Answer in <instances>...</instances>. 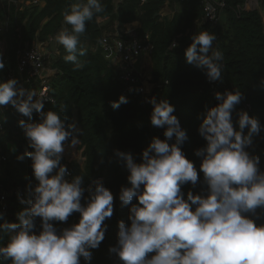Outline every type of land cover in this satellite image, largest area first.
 <instances>
[{"label": "clouds", "instance_id": "9594fccd", "mask_svg": "<svg viewBox=\"0 0 264 264\" xmlns=\"http://www.w3.org/2000/svg\"><path fill=\"white\" fill-rule=\"evenodd\" d=\"M102 11L101 0H82L64 13L70 29L63 28L55 40L67 52L65 61L73 62L77 69L83 67L78 55L86 54L78 47L79 36L85 32L86 21ZM190 39L184 50L186 62L200 69L209 82L222 81L223 54L213 48L215 34L205 30L192 34ZM177 47V42L171 41L170 48ZM50 54L53 59L54 54ZM108 61L119 69V64L113 65L118 60ZM4 69L0 55V71ZM148 71L153 90L151 58ZM152 90L153 97L148 99L152 106L150 123L164 129V139L153 136L142 150L140 162L131 152L113 150L128 172L130 186L122 185L118 198L122 207L131 205V223L126 226L123 220L118 222L117 245L109 251L121 264H264V223H257L264 214V171L260 170V157L246 150L264 125L247 111H239L242 106L236 111L235 126L233 112L243 94L215 92L218 103L205 107L198 128L206 145L195 151L196 157H202L199 172L206 187L196 194L187 191L185 198L182 186L190 183L195 188L198 183L197 167L182 149L188 136L173 114L174 106L166 99L158 101ZM45 100L54 103L46 91L37 94L20 86L15 78L0 80V108L11 105L28 118L17 122L27 148L16 159L30 158L36 181L26 185L24 197L17 191L19 203L27 205L15 213L17 222L0 224V240L7 237L6 245L0 244V261L81 264L83 258L85 264H90V250L98 249L105 239L108 225L104 222L113 216L114 196L102 179L93 180L86 188L82 186L84 176L70 179L67 165L61 161L65 145L74 147L79 143L80 130L76 123L66 124L65 115L44 111ZM127 103L128 99L120 95L118 100L110 101V106L118 109ZM34 111L37 121L33 120ZM10 151L16 152L15 145ZM134 197L137 203H132ZM73 213L80 214L78 223L59 230L54 226V222H67ZM36 218H40L39 231ZM3 219L4 213L0 212Z\"/></svg>", "mask_w": 264, "mask_h": 264}, {"label": "trees", "instance_id": "16d2710c", "mask_svg": "<svg viewBox=\"0 0 264 264\" xmlns=\"http://www.w3.org/2000/svg\"><path fill=\"white\" fill-rule=\"evenodd\" d=\"M12 1L20 0H0V18L9 10L8 29L0 35V45L4 48L0 55L5 62L0 80L6 81L8 71L15 69L18 50L35 41L48 44L47 50L54 54L49 61L60 74L50 82L49 95L54 103H47L43 110L55 111L62 117L65 115L66 124L76 123L80 130L76 151L81 164L76 160L68 162L65 158L61 163L67 165L70 179L76 175L84 176L82 186L85 188L93 180L102 179L114 196L113 216L104 222L108 225L105 239L98 249L90 250V264H121L109 248L117 245L118 222L123 220L126 226H130L128 214L131 205L122 207L118 198L120 187L130 185L126 179L127 169L123 162H118L113 150L131 152L133 159L140 162V154L153 136L164 139V129L151 125L152 106L148 102L143 103L141 97L133 93L125 96L127 104H121L118 109L110 106V101L123 95L125 85L119 80V69L104 58L100 39L104 35H114L115 28L120 29L134 22L138 23V38L149 34L153 44L150 55L151 84L155 86L153 95L158 101L166 99L174 106L173 114L188 136L182 149L198 170L197 186L192 188L190 183L182 186L186 198L187 191L192 190L196 194L206 187L203 173L199 172L202 157L195 156V151L206 145L198 128L205 107H213L218 101L211 93L203 72L186 62L184 50L190 45L192 34L205 30L214 33L216 40L213 48L223 54V79L217 89L225 88L243 94L233 112L234 124L238 120L236 111L248 105V114L264 125V23L259 13V10H264V0H257L256 10H243L246 0H215L224 3L215 25L202 22L203 0H145L142 5L141 0H101L103 11L86 21L85 32L79 36L78 47L86 50L85 55H78V62L83 65L79 69L73 62L65 61L67 52L55 37L63 28L70 29L64 22V13L81 0H38L41 5L25 6L21 10L13 4L7 5ZM164 9L168 11L166 16L162 15ZM118 39H125V36L120 35ZM173 40L178 44L175 49L170 48ZM20 119L27 121L28 118L11 105L0 108V124L3 126L0 132V197L4 196L6 208L3 211L0 203V212L4 213L0 224L17 222L15 213L27 207L19 203L17 191L24 197L29 181L36 183L30 158L25 157L23 161L16 159L27 148L23 130L17 124ZM33 120H38L35 111ZM11 145H15V153L10 151ZM27 150L31 151L30 148ZM246 150L260 157V170L264 171V128L253 137V144ZM84 196H88L87 191ZM81 202L85 203L84 199ZM132 203H137L135 197ZM256 211L260 213L261 209ZM79 218V213H73L67 222H54V226L58 230L70 227L78 223ZM257 223H264V214ZM36 224L39 231L40 218H36ZM6 242V236L0 240V244L6 245ZM0 264H10V261H0ZM81 264H85L83 258Z\"/></svg>", "mask_w": 264, "mask_h": 264}, {"label": "built area", "instance_id": "2783aa9c", "mask_svg": "<svg viewBox=\"0 0 264 264\" xmlns=\"http://www.w3.org/2000/svg\"><path fill=\"white\" fill-rule=\"evenodd\" d=\"M144 3L145 0H141L140 4L142 5ZM202 3L204 12L202 22L211 25L217 24L218 12L223 9L224 3L215 0H203ZM10 4L15 5L21 10L25 6L41 5V2L38 0H20L7 3L8 6H10ZM256 6L258 7L257 0H246L242 9L256 10ZM7 11V14L0 18V35L4 34L8 29L9 10ZM166 15H168V12L163 16ZM131 25L132 24L120 29L115 28L114 35L108 34L102 36L99 43L102 46V51L106 59L113 62L116 57L119 58V60L117 59L118 63L115 62L113 65L116 66V64H119L120 80L125 85L123 95L128 96L133 93L135 96L141 97L143 103H146L149 98L153 97L151 96L152 88L149 84L151 78L148 71L153 44L151 43L149 34H145L142 38H138L136 34L138 26L134 27ZM120 35H124L125 39H118ZM112 37H114V39H112ZM47 47V43L35 41L32 45H26L23 49L18 50L15 56L16 67L8 71L6 80L15 78L20 86L29 90H34L37 94L46 91V95L50 97V82L52 78L59 75L60 72L52 68L49 61L51 54L48 52ZM0 51H4L1 45ZM141 62L146 64V68H137V65ZM33 82H35L34 85ZM218 83L219 81L209 82L207 80V84L213 95L215 92L219 91L217 89ZM130 89H132V91H130ZM137 89H139V91H136ZM225 90L227 89L223 88L219 92L223 93ZM47 103H50V101L45 100L44 106ZM239 111H247L249 113L250 107L243 106ZM2 130L3 126L0 124V132ZM245 132H247V128ZM4 201V196H1L0 203L2 204L3 211L6 210Z\"/></svg>", "mask_w": 264, "mask_h": 264}, {"label": "rangeland", "instance_id": "374dc122", "mask_svg": "<svg viewBox=\"0 0 264 264\" xmlns=\"http://www.w3.org/2000/svg\"><path fill=\"white\" fill-rule=\"evenodd\" d=\"M255 8L258 9L257 6ZM249 10H252V9H249ZM259 13L264 19V10H259ZM116 60H117V57H116ZM76 146L77 144L74 147L66 146L65 152L63 153V158H65L68 162L76 160L81 164L82 161H81L79 153L76 151Z\"/></svg>", "mask_w": 264, "mask_h": 264}, {"label": "crops", "instance_id": "0c3cea01", "mask_svg": "<svg viewBox=\"0 0 264 264\" xmlns=\"http://www.w3.org/2000/svg\"><path fill=\"white\" fill-rule=\"evenodd\" d=\"M163 12H164L163 15H165L168 11L166 9H164ZM103 21H105V20H103ZM263 23H264V19H263ZM131 26L137 27L138 26V23L137 22H134V23H132ZM117 59L119 60L118 57H117ZM137 68H146V64H144L143 62H141V63H139L137 65Z\"/></svg>", "mask_w": 264, "mask_h": 264}]
</instances>
